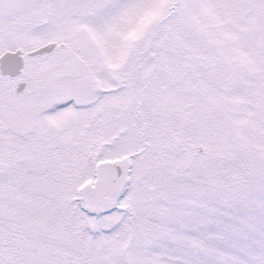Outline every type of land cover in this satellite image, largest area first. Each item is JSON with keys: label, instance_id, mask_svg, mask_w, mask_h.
Returning a JSON list of instances; mask_svg holds the SVG:
<instances>
[{"label": "snow or ice", "instance_id": "1", "mask_svg": "<svg viewBox=\"0 0 264 264\" xmlns=\"http://www.w3.org/2000/svg\"><path fill=\"white\" fill-rule=\"evenodd\" d=\"M0 264H264V0H0Z\"/></svg>", "mask_w": 264, "mask_h": 264}]
</instances>
